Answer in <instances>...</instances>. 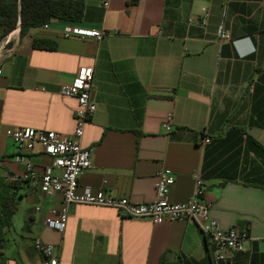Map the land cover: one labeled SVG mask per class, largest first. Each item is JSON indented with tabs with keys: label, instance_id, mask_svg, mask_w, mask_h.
I'll return each mask as SVG.
<instances>
[{
	"label": "crops",
	"instance_id": "obj_1",
	"mask_svg": "<svg viewBox=\"0 0 264 264\" xmlns=\"http://www.w3.org/2000/svg\"><path fill=\"white\" fill-rule=\"evenodd\" d=\"M83 3L80 22L52 20L46 28L20 35L17 27L6 35L0 178L17 183L19 197L2 264H41L35 238L55 246L57 264H211L208 241L190 220L153 224L112 208L72 204L62 233L44 224L61 196L18 181L23 165L2 131L71 134L77 102L58 89L84 66L92 68L96 110L80 141L91 151V167L78 177V189L147 203L155 199L156 172L167 168L174 175L168 201L181 203L198 173L210 216L223 229L248 230L243 249L221 264H264V0ZM204 8L209 16L201 27ZM71 26L117 33L99 41L64 37ZM219 28L229 30L230 41L217 40ZM33 38L56 48L34 49ZM200 136L210 143L201 144ZM31 159L39 172L51 163L39 147Z\"/></svg>",
	"mask_w": 264,
	"mask_h": 264
},
{
	"label": "built area",
	"instance_id": "obj_2",
	"mask_svg": "<svg viewBox=\"0 0 264 264\" xmlns=\"http://www.w3.org/2000/svg\"><path fill=\"white\" fill-rule=\"evenodd\" d=\"M107 2L103 3L106 6ZM209 16L207 8L202 10L199 25L205 26ZM44 28L47 24L43 25ZM116 31L105 29H88L71 26L63 33L64 37L80 39H93L99 41L104 37L115 35ZM219 42L230 41L229 30H217ZM6 36L0 44V58L3 54ZM92 68L79 67L69 84L59 87L58 94L63 97H72L77 106L73 112L74 129L69 135L48 130H35L32 128L4 129L2 134L9 138L17 150L14 159L23 165V173L18 181L36 184L42 194L58 193L61 196V205L58 209H51L44 219V224L62 233L68 214V206L72 204L107 207L128 219H145L153 224L164 220H190L192 221L209 244L211 264H221L227 257L243 249L244 243L249 239L246 228H221L216 220L210 216L211 205L201 202L203 182L198 173L192 175L193 189L191 196L184 202L171 203L167 195L169 187L174 182L171 170L161 168L156 172L153 182L155 199L147 203H134L127 198L113 196L103 190L92 191L89 187L78 189V177L91 167V151L81 146L83 128L96 110L91 97ZM170 122L164 126L166 132L170 131ZM201 144L210 143V138L200 136ZM39 147L43 154L50 157L51 163L44 166L39 172L31 159V153ZM34 250L41 258V264H57L58 254L55 246L44 243L35 238L32 241Z\"/></svg>",
	"mask_w": 264,
	"mask_h": 264
},
{
	"label": "trees",
	"instance_id": "obj_3",
	"mask_svg": "<svg viewBox=\"0 0 264 264\" xmlns=\"http://www.w3.org/2000/svg\"><path fill=\"white\" fill-rule=\"evenodd\" d=\"M135 2L131 0V3ZM83 12V0H0V40L16 26L22 35L52 20L80 22ZM31 45L37 50L56 48L53 41L44 38H33ZM18 189L17 183H9L0 178V264L6 244L5 234L11 227L12 216L17 209Z\"/></svg>",
	"mask_w": 264,
	"mask_h": 264
},
{
	"label": "rangeland",
	"instance_id": "obj_4",
	"mask_svg": "<svg viewBox=\"0 0 264 264\" xmlns=\"http://www.w3.org/2000/svg\"><path fill=\"white\" fill-rule=\"evenodd\" d=\"M16 28H17V26H16ZM16 28H15V29H16ZM8 34H9V33H8ZM5 37H6V36H4V37L0 40V44L3 42V40L5 39Z\"/></svg>",
	"mask_w": 264,
	"mask_h": 264
},
{
	"label": "water",
	"instance_id": "obj_5",
	"mask_svg": "<svg viewBox=\"0 0 264 264\" xmlns=\"http://www.w3.org/2000/svg\"><path fill=\"white\" fill-rule=\"evenodd\" d=\"M19 23V22H18Z\"/></svg>",
	"mask_w": 264,
	"mask_h": 264
}]
</instances>
